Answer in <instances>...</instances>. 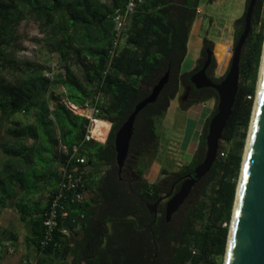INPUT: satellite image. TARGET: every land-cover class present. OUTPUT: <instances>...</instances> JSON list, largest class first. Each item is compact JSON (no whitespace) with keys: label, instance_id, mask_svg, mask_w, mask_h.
I'll list each match as a JSON object with an SVG mask.
<instances>
[{"label":"trees","instance_id":"trees-1","mask_svg":"<svg viewBox=\"0 0 264 264\" xmlns=\"http://www.w3.org/2000/svg\"><path fill=\"white\" fill-rule=\"evenodd\" d=\"M127 1L0 0V148L6 153L15 151L13 143H1L8 137L24 139V130L17 125L7 131L6 126L16 124L17 116L32 114L34 125L26 137L44 142L60 166L69 161V167L73 168L75 159L83 158L85 163L79 170L84 173L85 191L90 190L92 195L80 204L65 205L66 217H58L51 242L43 245V221L60 179L57 174L54 192L34 228L33 262L221 264L255 99L264 23L259 32L256 30L264 0H258L252 14L250 34L240 58V84L221 139L234 147L230 152L219 147L211 171L198 180L169 222L165 219L166 201L159 203L155 221L147 207L161 197L174 195L186 176H193L195 167L204 158L207 127L216 107L204 125L191 163L151 185L144 175L158 153L156 122L165 116L180 87L184 89L182 110L210 100L217 104L214 90L196 89L190 82L206 61L207 50L211 52L213 46L204 40L196 69L182 74L180 68L200 0H140V3L136 0L134 12L112 55L116 34L113 18L124 10ZM214 1L217 0L209 3ZM247 3L248 0L245 10ZM245 10L234 23L236 40L244 28ZM27 20L37 24L44 48L48 54L58 55L65 66L63 72L32 65L19 74L12 72L9 79L3 77L4 69L13 71L17 67L7 53L17 42L16 29ZM215 70L216 62L211 56L206 76L217 84L224 77L215 79ZM166 72L168 82L159 97L136 117L128 156L119 175L114 153L115 133ZM49 74L51 77L46 76ZM57 89L64 93L56 94ZM97 94L103 98L97 119L103 122L95 124L92 137L104 142L111 125L104 144L86 141L88 120L74 115L62 102L65 99L84 109L94 105ZM102 171V177L94 180L93 173ZM10 178L16 179L14 175ZM23 208L28 210L27 206ZM63 230L67 236L61 234Z\"/></svg>","mask_w":264,"mask_h":264},{"label":"water","instance_id":"water-1","mask_svg":"<svg viewBox=\"0 0 264 264\" xmlns=\"http://www.w3.org/2000/svg\"><path fill=\"white\" fill-rule=\"evenodd\" d=\"M257 2L258 0H248L244 14V28L234 45L230 65L223 80L216 84L206 76L213 54L209 50H207L206 61L190 79L196 89L209 88L216 92V113L207 127L204 158L195 167L193 176L187 175L174 195L161 197L155 204L148 205L149 214L154 216V221L159 203L166 201L165 219L169 222L183 206L198 180L211 171L217 160L219 143L231 116L238 92L241 53L250 34L251 18ZM261 66L259 84L257 83L258 90L249 123L246 152L241 163L232 209L225 249V264H264V57ZM168 78L169 73L166 72L151 89L150 94L134 107L128 118L117 129L114 136V153L119 175L128 156L137 115L157 100ZM148 228H151V225Z\"/></svg>","mask_w":264,"mask_h":264},{"label":"crops","instance_id":"crops-1","mask_svg":"<svg viewBox=\"0 0 264 264\" xmlns=\"http://www.w3.org/2000/svg\"><path fill=\"white\" fill-rule=\"evenodd\" d=\"M240 2L244 6L242 10L244 13L246 0H240ZM200 14L199 7L197 15ZM197 21L198 19L196 18L194 23ZM194 23L189 33L186 54H188L191 37L198 33ZM217 35L215 39H211L208 33L205 37L202 35L203 39L200 41L201 44L199 43L200 46L196 57L184 71L182 67L187 55L185 56L180 68L182 74L192 73L196 69L201 57L204 40L212 43L213 55L216 51H221L222 48L226 47L228 49L229 43L224 41V33L219 32ZM183 93L184 89L180 87L176 97L170 102L166 116L161 119L162 122L164 121V130L162 132H160L161 128H158L161 120L156 122V134L159 140L158 153L156 160L150 167L153 171L151 177L149 178L147 174L144 176L147 183L151 185L158 184V174L162 169L160 161L162 146L164 144L167 145L168 142L169 145H175L177 147L176 155L185 163L184 166L190 164L197 151L204 125L215 110V100L199 103L188 110H182L181 97ZM171 109L173 114L175 113L174 120L171 117L167 119ZM74 115L81 116L77 113ZM33 119L32 114L27 116L20 115L15 120L16 124H7L6 130L9 131L19 126L18 128L24 130V136L26 137L29 128L34 125ZM107 136L102 143L97 142L93 138L91 140L104 144ZM25 137L20 140L9 137L3 139L1 144L3 145L4 142L13 143L15 151L11 150L7 154L0 148V264H32L35 255L33 244L35 238L34 228H36L39 216L47 208L49 198L57 184V174L59 173L60 165L55 161V157L53 158L52 154L47 151L48 148L44 142ZM37 150L40 151L38 152ZM103 174L104 171L99 174L93 173L94 180L97 181ZM12 175L16 179H11L10 176ZM85 196H92L90 190H86ZM24 206H27L28 210H25ZM64 231H61V234L67 236ZM85 260H82V262Z\"/></svg>","mask_w":264,"mask_h":264},{"label":"rangeland","instance_id":"rangeland-1","mask_svg":"<svg viewBox=\"0 0 264 264\" xmlns=\"http://www.w3.org/2000/svg\"><path fill=\"white\" fill-rule=\"evenodd\" d=\"M199 7H200L201 14L198 15L197 17L198 21L194 23V26H196L198 33L195 34L197 35L196 37L195 35H193L189 41V50H188V54H186L187 56L185 58V62L182 67V70L185 71L187 67H189L190 63H192V61L195 59L197 50L200 46L199 43L201 44L200 41H202L201 39H203L202 38L203 36L205 37V35L208 33L211 39H215L218 36L217 34L219 32L221 33L222 31L224 33V41L226 43H229L228 49L226 47L222 48L221 51L219 52L216 51V53L214 55L212 54V56L214 57L215 62H216V70H215L213 77L215 79L223 78L225 77L228 71L230 60L233 55V48L237 41L235 39L234 23L236 20L242 17L243 15L242 10L244 9V6L241 4L240 0H217L212 3H209V0H200ZM260 19L261 21L258 25L256 32H259L261 30L262 25L264 23V10L261 12ZM263 35H264V28H263ZM16 36H17V42L15 43V46L9 49L7 55H8V59L13 61L17 67H15L13 71L11 69H8V70L4 69V71L1 70L3 71V74H2L3 77H5L6 79H9L12 72H14L15 74H19L20 71L26 70L27 68H30V66L32 65L33 66H43L44 68L48 70H52L53 72H63L65 66H63V64L60 62L58 55L48 54L47 50L44 48L43 35L39 32V29L35 22L31 20L21 22L18 28L16 29ZM263 49H264V40H263V45H262V52L260 55V61L258 65L257 79L255 83V96H256V90H257V83L259 79V71L261 67ZM6 68L8 67L6 66ZM75 69L78 70L76 66H75ZM48 70H46V72H49ZM54 92L56 94H61L62 89L54 90ZM184 102H185L184 98L181 97V104H183ZM216 105L217 104L215 102V106ZM170 117L173 120L175 119V113L173 114L172 109L169 111L167 115V119H169ZM160 122L161 123L158 126V128L159 129L161 128L160 132H162L164 130L163 128L164 121L162 122L161 120ZM248 130H249V126L246 131V138H245L244 146H243L242 160H243V155L245 151ZM219 147H223L228 152H230L231 149L234 147V145L233 144L226 145L224 142L221 141L219 143ZM176 148L177 147L175 145H172V144L169 145V142L167 143V145L164 144L162 146L161 156H160L162 169L160 170V173L158 174L159 175L158 183L165 176L178 173L180 169L184 167L185 163H183V161L180 160V158L176 155L177 154ZM163 171L166 172V175L164 176L162 174ZM240 171H241V167H240ZM240 171H239V176H240ZM152 173L153 171L151 170V168H149V170L146 172L149 178L151 177ZM239 176L237 180V185L239 181ZM199 224L197 225V227L199 226ZM230 224H231V219H230ZM230 224H229V229H230ZM224 258H225V254L222 258L221 264H224Z\"/></svg>","mask_w":264,"mask_h":264},{"label":"built area","instance_id":"built-area-1","mask_svg":"<svg viewBox=\"0 0 264 264\" xmlns=\"http://www.w3.org/2000/svg\"><path fill=\"white\" fill-rule=\"evenodd\" d=\"M140 3V0H138ZM136 5V0H128L126 3V6L124 10L117 14L113 18V22L115 24V40L113 42V49H112V55L115 51V49L119 45V41L121 39V36L123 32L126 29V25L129 21L130 15L134 12ZM47 77H51V74L46 75ZM62 93H64V90H62ZM62 102L67 106V108L73 113L76 114L75 111H80L77 114H80L82 117L86 118L89 122V127L87 130V134L85 137L86 141H89L92 139L91 136V128L98 120L97 116L99 114V106L103 103V98L100 94H97L95 103L91 107H87L84 109H78L74 107L73 105L69 104L65 99L62 100ZM65 152V150H63ZM74 151H76V148H74ZM220 156H223V154H220ZM69 162V161H68ZM68 162L66 164L60 166L59 168V175L60 179L57 185V189L55 194L52 196L48 211L45 214V220L43 221V227H44V239H43V245L51 242L53 231L55 230L57 226V220L58 217L61 215L62 217H66L67 211L65 208V205L70 202L71 204H80L83 202L85 198V183H84V177L83 172L79 170V167L82 166L85 161L83 158L75 159V167L70 168V162L68 165ZM66 234L67 232L64 231ZM32 264H36V262H32Z\"/></svg>","mask_w":264,"mask_h":264},{"label":"bare ground","instance_id":"bare-ground-1","mask_svg":"<svg viewBox=\"0 0 264 264\" xmlns=\"http://www.w3.org/2000/svg\"><path fill=\"white\" fill-rule=\"evenodd\" d=\"M221 32H222V31H221ZM263 57H264V49H263L262 60H263ZM261 62H262V61H261ZM261 68H262V66H261ZM261 68H260V72H259V73H261ZM258 84H259V81H258ZM257 90H258V85H257ZM257 90H256V92H257ZM75 112H76V113H79L80 111H75ZM80 113H81V112H80ZM99 121H100V120H97L95 124H97ZM95 124H94L93 127L91 128V136H92V130H93ZM248 136H249V134H248ZM92 138H93V137H92ZM247 141H248V139H247ZM247 141H246V146H247ZM246 146H245V151H244L243 158H244V156H245ZM224 264H225V263H224Z\"/></svg>","mask_w":264,"mask_h":264},{"label":"clouds","instance_id":"clouds-1","mask_svg":"<svg viewBox=\"0 0 264 264\" xmlns=\"http://www.w3.org/2000/svg\"><path fill=\"white\" fill-rule=\"evenodd\" d=\"M86 197V196H85Z\"/></svg>","mask_w":264,"mask_h":264}]
</instances>
